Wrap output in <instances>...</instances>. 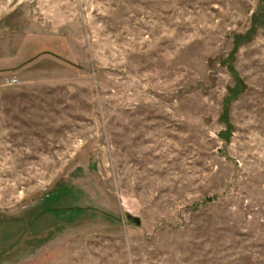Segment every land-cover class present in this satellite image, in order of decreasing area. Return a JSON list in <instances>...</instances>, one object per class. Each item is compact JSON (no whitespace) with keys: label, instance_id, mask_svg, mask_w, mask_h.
Returning a JSON list of instances; mask_svg holds the SVG:
<instances>
[{"label":"rangeland","instance_id":"374dc122","mask_svg":"<svg viewBox=\"0 0 264 264\" xmlns=\"http://www.w3.org/2000/svg\"><path fill=\"white\" fill-rule=\"evenodd\" d=\"M0 264H264V0H0Z\"/></svg>","mask_w":264,"mask_h":264},{"label":"water","instance_id":"95a60500","mask_svg":"<svg viewBox=\"0 0 264 264\" xmlns=\"http://www.w3.org/2000/svg\"><path fill=\"white\" fill-rule=\"evenodd\" d=\"M134 220H135L137 225H140V220L139 219L135 218Z\"/></svg>","mask_w":264,"mask_h":264}]
</instances>
